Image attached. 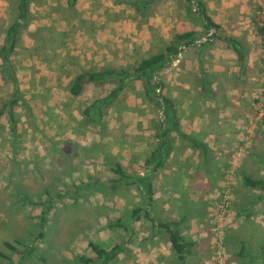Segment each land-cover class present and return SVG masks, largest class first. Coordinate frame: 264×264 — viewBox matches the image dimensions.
<instances>
[{
	"label": "rangeland",
	"instance_id": "374dc122",
	"mask_svg": "<svg viewBox=\"0 0 264 264\" xmlns=\"http://www.w3.org/2000/svg\"><path fill=\"white\" fill-rule=\"evenodd\" d=\"M10 1L0 0V45L2 30L11 20ZM132 1L77 0L76 6L70 8L66 0H33L30 27L11 57L28 109L23 107L24 102L15 108L19 120L16 134L10 131L7 114L0 119V252L11 259L0 257V264H81L77 259L91 257L89 241L110 250L124 236L126 251L119 254L114 264H174L169 258H152L156 252L169 253L171 247L166 238L155 234L150 222L144 219L132 222L129 218L128 214L141 203L135 188L120 190L121 196H108L103 189L102 193H96L94 188L87 187L93 180L102 183L116 178L110 166L115 161L107 154L119 160L133 153L138 160L143 149L149 150L154 124L160 116L158 111L138 97L140 86L133 82L105 112L101 127H81L84 108L95 98L108 95L115 86L89 84L78 98L69 97L67 90V83L76 71H98L107 64L133 65L148 55L152 45H167L174 33L200 28L198 22L192 23L187 16L190 7L184 0H158L145 23L137 22ZM203 3L208 9L207 1ZM256 3L252 27L259 31L264 29V0ZM260 39L258 52L263 68L260 75L253 74L259 75L260 80L250 92L252 110L237 111L234 140L238 145L231 150L235 156H220L218 166L211 160L204 173L207 182L213 185L199 186L203 196H199L198 187L194 189L197 196L189 199L182 193L183 181L181 184L176 176L177 184L168 188L173 190V196L167 206L153 200L151 215L164 221L181 222L182 218L186 221L183 234L194 243V255L187 264H264L260 257V248L264 246L262 190L246 187L239 169L254 145L264 146V37L261 35ZM211 42L203 44L209 46ZM194 58L189 60L188 67L193 65ZM181 60L178 57L168 63L159 78L176 106L182 101L184 111L178 113L179 131L187 135L197 127L199 115L194 113L196 120L185 116L195 104L189 106L187 100L193 96L181 83ZM1 70L0 60V108L13 89L11 83L4 81ZM171 137L178 141L174 146L179 151L176 154L179 160L185 152L190 153V158L197 156L199 151L190 148V143L179 134L172 132ZM208 142L212 144L211 139ZM100 148L109 152L100 153L103 161L98 159ZM174 163L179 165L175 160ZM130 166L126 174L136 172ZM141 171L146 173L145 168ZM180 173L181 169H177L174 175ZM198 176L201 173L197 179ZM74 184L80 187L79 195L73 193ZM25 193L35 204L50 201L52 208L44 241L36 242L33 253L21 259L4 244L10 243L26 253L34 241L37 231L34 225L39 223L41 208L23 199L20 194ZM241 208L248 210V216H237ZM188 210L192 212L189 216ZM123 214L131 225L127 234L122 229L105 227ZM242 243L247 254L256 257L253 262L246 254L238 255Z\"/></svg>",
	"mask_w": 264,
	"mask_h": 264
},
{
	"label": "trees",
	"instance_id": "16d2710c",
	"mask_svg": "<svg viewBox=\"0 0 264 264\" xmlns=\"http://www.w3.org/2000/svg\"><path fill=\"white\" fill-rule=\"evenodd\" d=\"M158 0H133V7L137 13V22L145 23L148 15ZM190 8L187 9V16L192 23L198 22L200 31L192 28L182 31L180 33H174L171 41L167 45L162 43L152 45V49L147 53L148 55L139 59L135 64L130 66H122L119 64H107L101 70H85L75 76L69 83H67V90L69 97L78 98L86 90L87 85L95 84L99 87L105 84L114 85L115 88L106 96L101 98H95L92 100L82 111L83 121L80 122V126L94 125L101 127V122L105 112L113 106L120 96V94L131 83L137 82L140 86L138 97L151 105L158 111L159 120L154 124V148L143 159V164L146 169V173L143 175L138 174H126L122 167L117 163H111V170L116 176L113 179L93 183L87 185L89 188H94L96 193H106L108 196H119L120 190L128 189L129 187L135 188L140 193L139 205L129 213V218H132V222L141 221L144 219L150 222L152 230L155 234L163 235L170 243L171 252L174 257V264H187L188 259L194 255L193 248L194 243L189 238L185 237L181 232L178 221H164L160 217L151 215L154 208V189L153 181L156 178V174L159 169L163 168L168 160L169 154L174 150V139L171 137V133L175 132L179 134L183 140H187L190 143V148L198 150L204 157L203 166L211 160L210 151L205 144L195 137L187 136L179 131V122L176 110V103L167 94V86L159 78V73L164 70L168 63L177 60L180 53L184 49H188L194 45H201L203 42L209 43L214 40H222L230 45L236 53H238L239 61L244 58L245 51H242L240 44H238L232 38L225 36L221 31V26L215 23V21L209 16L208 9L202 0H184ZM11 6V20L7 27L2 30L3 42L0 45V60L2 62V77L5 82L11 83L13 89L9 99L3 102L0 108V119L5 114L8 115L10 131L13 134L18 132L19 120L15 115V108L19 106L20 102H24V96L18 87V81L16 74L13 70L12 55L18 48L23 33L29 29L31 24L30 8L33 0H12ZM66 3L70 8L76 6L77 0H66ZM141 23V24H142ZM260 35L263 34L262 29L259 30ZM157 49V51H155ZM28 109L27 104L24 102V106ZM0 124V129H1ZM108 157V156H107ZM111 160V158H110ZM264 163V161H263ZM241 181L245 186L252 188H260L262 194L260 199L264 198V178L258 180L252 179L248 176H241ZM74 194L79 193L80 187L78 184H74ZM82 187V186H81ZM21 197L33 206H40L41 211L38 215L39 223L34 225L37 227L35 232L36 236L34 241L31 242L26 253H21L10 243H5L4 247L10 250L16 256H20L23 259L33 253L36 242H43L46 237V232L49 229V211L52 208L50 201L44 203H34L33 198L29 194H20ZM184 204V203H183ZM250 205V204H249ZM239 209L237 216L247 215V211ZM191 210H188V214ZM128 219L125 217L117 218L113 221H109L105 226L108 229L114 228L124 232L129 231L131 226ZM127 222V223H126ZM113 230V229H112ZM122 240L117 241L115 245L106 250L93 241L88 242V249L91 253V257H83L79 260L81 264H114L121 252L126 251V243ZM128 243L131 242L128 240ZM19 244V242H17ZM127 243V244H128ZM261 258L264 260V246L261 248ZM248 255L250 261H254L256 257L247 254V248L242 243L241 249L238 253L240 256ZM0 257L11 261L10 257L0 252Z\"/></svg>",
	"mask_w": 264,
	"mask_h": 264
},
{
	"label": "crops",
	"instance_id": "0c3cea01",
	"mask_svg": "<svg viewBox=\"0 0 264 264\" xmlns=\"http://www.w3.org/2000/svg\"><path fill=\"white\" fill-rule=\"evenodd\" d=\"M205 1H207L209 6V16L216 24L221 26L222 33L235 40L240 44L242 51H245L244 58L240 62L238 53H236L230 45L222 40H214L209 46H206L205 44L194 45L188 49H184L179 55L182 59L181 64L183 66L181 83L184 88L189 90L191 93L190 95L193 96L187 100L189 106L195 104L191 107V109L193 108V111L188 109L189 112L185 113V116H189L190 119L194 118L195 120L198 118V124H196L197 127L194 128L193 131H189L187 135L197 138L205 145L207 144L211 160L214 161L215 165H219L220 156H223L224 158L230 157L231 154L235 156V152H232L231 150L234 151L238 145L234 140L237 135L236 129L234 128L236 120H238V118L236 119V115L240 112L241 108L244 111L246 109L250 110V108L252 110L251 104L253 103V100L250 92L253 88V84L259 79L260 72L263 68L262 58L258 52V43L261 40V35L259 31L252 27V17L257 0ZM196 30L200 31L201 29L199 28ZM105 35H107V33ZM193 58V65H196L195 68H193V65L188 67L189 60H192ZM256 72H259V75L253 77V74H256ZM78 74H80V71H76L72 79ZM176 107V110H178V116V113L181 114L184 111L181 100ZM194 113L199 116H196L195 118ZM250 114L251 113L249 112L248 115ZM200 121L201 125H199ZM183 122L184 121L182 120L180 123L182 124ZM172 139H174L173 145H176L178 141H176L174 137H172ZM209 139H211L212 144L208 142ZM240 143L242 142L240 141ZM148 144L149 150L143 149V154L138 160L136 157H133V153L126 155L125 159L121 158L119 160L109 154H107V156L113 158L115 163L119 164L124 171H126V169L129 170L131 168L130 165H132V168L136 169L134 174L143 175V173H141V170L145 168L143 159L154 148V137H150ZM253 147L239 166V169L241 170L240 179L243 175L256 180L264 178L262 176L264 175V146L254 145ZM103 150L104 153L108 152L106 149L100 148L98 149L99 154L102 153ZM177 152L179 151L174 146V150L170 152L166 164L163 168L158 170L156 178L153 181L154 199L155 201L158 200V202H162L161 205L165 207L173 196V190L168 188L169 186L171 188L172 184H177L176 176L181 179V184L183 181L184 190L182 193L189 196V199H194L197 196L196 191L194 190L195 188H198L199 186L207 187L213 185V182L211 184L207 182L208 176L204 173L209 167L211 160L208 162V165L206 164L203 166V162L205 163V161L200 152H198L195 158H190V153L185 152L181 155L182 159L180 160L179 157L176 156ZM233 156H231V158H233ZM98 159H102L103 161L101 154ZM174 160L179 165H175ZM128 162L129 164H127ZM177 169H181L180 175H174V172ZM252 170H255V172H251ZM200 173L201 177L198 176L197 179V174ZM194 182H198L199 185L193 184ZM190 184L192 186L188 187ZM201 187L198 188L199 196H203V190ZM163 194H167L168 196L164 197ZM156 206L159 208L157 204ZM164 210L166 211V208ZM191 213L186 214L189 216ZM185 222L184 218H182L180 222L182 233L184 231L183 225ZM185 237L190 239L188 236ZM162 254L163 255L156 252L152 258H155V256L158 260L169 258L170 262L171 260L174 262L171 248L169 253L163 252Z\"/></svg>",
	"mask_w": 264,
	"mask_h": 264
},
{
	"label": "built area",
	"instance_id": "2783aa9c",
	"mask_svg": "<svg viewBox=\"0 0 264 264\" xmlns=\"http://www.w3.org/2000/svg\"><path fill=\"white\" fill-rule=\"evenodd\" d=\"M260 22H261V18L259 17V19H258ZM263 26H264V24H263ZM262 31H263V34H262V36L264 37V29H262Z\"/></svg>",
	"mask_w": 264,
	"mask_h": 264
}]
</instances>
